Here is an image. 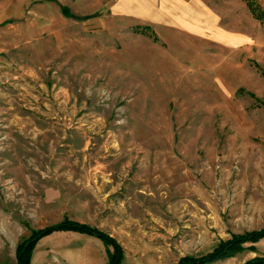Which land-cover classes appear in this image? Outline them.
<instances>
[{
  "label": "rangeland",
  "instance_id": "374dc122",
  "mask_svg": "<svg viewBox=\"0 0 264 264\" xmlns=\"http://www.w3.org/2000/svg\"><path fill=\"white\" fill-rule=\"evenodd\" d=\"M258 2L69 18L60 0H0V264L64 220L115 241L120 264H181L264 231ZM238 248L207 264L264 261V238ZM114 253L57 231L30 264H112Z\"/></svg>",
  "mask_w": 264,
  "mask_h": 264
},
{
  "label": "trees",
  "instance_id": "16d2710c",
  "mask_svg": "<svg viewBox=\"0 0 264 264\" xmlns=\"http://www.w3.org/2000/svg\"><path fill=\"white\" fill-rule=\"evenodd\" d=\"M249 9L252 12V14L259 19L260 21L264 22V13L260 12L256 8H253L252 5H249ZM60 11L65 17L69 18H75L73 14L70 13V11L63 6H60ZM57 231H64V232H75V233H80V234H86L89 236H94L100 239L104 245L106 246H111L114 248L115 253L112 256V264H120L122 260V254L120 252V249L118 245L116 244L115 241H113L111 238L108 236H105L101 232L97 231L96 229L89 227L84 224H79L76 222H70L67 220H64L60 224L51 226V227H46L42 230H40L35 236H32L31 239L28 241L20 244L17 248V255H18V264H30V259L32 255V251L34 250V247L37 243V241L46 236L51 234L52 232H57ZM264 238V231H258L254 232L251 234H245L243 236H236L233 241L228 243V245L225 246V251L221 250L222 248L218 246L215 251L198 260H195L193 258H184L181 261V264H207L215 261L218 259L220 256L225 257L226 255H229L230 253H233L234 251L236 252L239 248V246L247 241L250 242H256L259 239ZM253 264H264V261H255Z\"/></svg>",
  "mask_w": 264,
  "mask_h": 264
},
{
  "label": "crops",
  "instance_id": "0c3cea01",
  "mask_svg": "<svg viewBox=\"0 0 264 264\" xmlns=\"http://www.w3.org/2000/svg\"><path fill=\"white\" fill-rule=\"evenodd\" d=\"M166 2H171L175 6V0H60L63 6L67 7L72 14H91L96 12H101L102 8H105L106 12H108L111 16H125V17H140L147 12H155L158 11L162 17L164 13H169L170 9L166 5ZM170 3V4H171ZM259 5L255 6L257 10L264 13V0H259ZM160 5V8L158 6ZM204 11L208 12V8L206 5L203 6ZM207 8V9H206ZM145 12V13H144ZM251 12V11H250ZM252 14V12H251ZM253 18L260 23H264L257 19L253 14ZM144 18V17H142ZM174 19V17H172ZM148 19V18H146ZM149 19H153L150 18ZM213 25L210 21V16L207 21L203 24V33L204 34H212ZM220 43L223 44H233V40L230 34L220 32ZM236 38V36H234ZM237 42V40H236Z\"/></svg>",
  "mask_w": 264,
  "mask_h": 264
}]
</instances>
